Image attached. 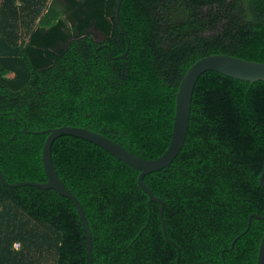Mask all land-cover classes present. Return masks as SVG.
<instances>
[{
  "label": "trees",
  "instance_id": "1",
  "mask_svg": "<svg viewBox=\"0 0 264 264\" xmlns=\"http://www.w3.org/2000/svg\"><path fill=\"white\" fill-rule=\"evenodd\" d=\"M116 3L0 0V168L9 182L48 179V131H33L64 124L156 158L171 141L176 92L194 62L213 53L264 61V0H123L126 57ZM52 158L88 217L93 264H257L264 218L249 226V217L264 214V80L200 75L184 146L170 166L144 176L165 200L172 241L140 170L71 134L54 140ZM0 204L8 205L0 264H37L31 249L44 245L55 249L54 264H87L70 197L0 178ZM18 212L30 227L12 222Z\"/></svg>",
  "mask_w": 264,
  "mask_h": 264
},
{
  "label": "water",
  "instance_id": "2",
  "mask_svg": "<svg viewBox=\"0 0 264 264\" xmlns=\"http://www.w3.org/2000/svg\"><path fill=\"white\" fill-rule=\"evenodd\" d=\"M122 2L123 0H117L116 19L127 38V50L122 54L123 57H126L130 49V38L120 18V8ZM207 70H215L227 76L246 81L253 82L256 80H264V61H255L227 53L208 54L194 62L185 72L180 82L179 88L176 92V109L172 138L168 148L162 155L153 159H147L137 155L121 143L115 141L109 136L104 135L101 132L95 131L86 126L64 124L61 126L52 127L44 130L33 131H48V136L45 140L42 149V161L46 174L48 176V179L46 181L22 180L12 183L6 179L3 171L0 168L1 180L4 184L8 186L33 185L42 189L53 188L59 193L70 197L77 208V211L80 215L86 232V245L88 256L87 264H93V237L88 217L85 213L84 207L80 199L60 177L52 158V145L54 140L58 136L63 134H71L82 137L100 145L101 147L105 148L110 153H112L114 156H116L118 159L140 170V173L138 175L139 185L149 195V202L154 200L160 203L159 215L162 222L163 231L166 235V238L172 241V239H170L166 234V224L163 215L165 200L162 197L156 195L151 190V188L144 181V176L148 173L170 166L181 151L182 147L184 146L190 128L192 99L195 85L200 75ZM259 180L260 183L264 186V164ZM253 217L264 218V214H260L257 212L252 213L249 217V226L251 225ZM245 232L246 231H244L243 233ZM241 235L242 234L238 235L234 239L232 245L235 244V241ZM178 256H180V253L178 254ZM257 264H264V235L260 243Z\"/></svg>",
  "mask_w": 264,
  "mask_h": 264
},
{
  "label": "rangeland",
  "instance_id": "3",
  "mask_svg": "<svg viewBox=\"0 0 264 264\" xmlns=\"http://www.w3.org/2000/svg\"><path fill=\"white\" fill-rule=\"evenodd\" d=\"M8 205L6 204H0V209L6 208ZM9 207L12 210H17L16 207L9 205ZM12 222L17 223L18 227H21L20 221L24 222L27 227H30L32 224L30 223V220L24 215H22L20 212H18L17 217H11ZM34 222V221H33ZM22 228V227H21ZM36 258L37 264H54L56 261V251L55 249H50L47 247V245H44L42 247L34 246L33 249H31V258Z\"/></svg>",
  "mask_w": 264,
  "mask_h": 264
},
{
  "label": "crops",
  "instance_id": "4",
  "mask_svg": "<svg viewBox=\"0 0 264 264\" xmlns=\"http://www.w3.org/2000/svg\"><path fill=\"white\" fill-rule=\"evenodd\" d=\"M15 245H16L17 247H19V242H15Z\"/></svg>",
  "mask_w": 264,
  "mask_h": 264
},
{
  "label": "clouds",
  "instance_id": "5",
  "mask_svg": "<svg viewBox=\"0 0 264 264\" xmlns=\"http://www.w3.org/2000/svg\"><path fill=\"white\" fill-rule=\"evenodd\" d=\"M16 248H18L16 245H15Z\"/></svg>",
  "mask_w": 264,
  "mask_h": 264
}]
</instances>
